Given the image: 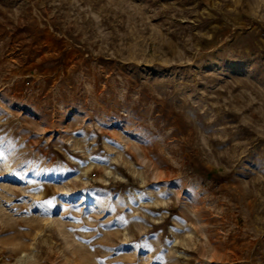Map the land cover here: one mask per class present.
I'll list each match as a JSON object with an SVG mask.
<instances>
[{
  "label": "rangeland",
  "instance_id": "rangeland-1",
  "mask_svg": "<svg viewBox=\"0 0 264 264\" xmlns=\"http://www.w3.org/2000/svg\"><path fill=\"white\" fill-rule=\"evenodd\" d=\"M0 264H264V0H0Z\"/></svg>",
  "mask_w": 264,
  "mask_h": 264
}]
</instances>
